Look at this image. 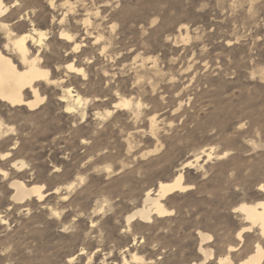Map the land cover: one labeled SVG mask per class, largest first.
Listing matches in <instances>:
<instances>
[{
	"label": "rangeland",
	"instance_id": "rangeland-1",
	"mask_svg": "<svg viewBox=\"0 0 264 264\" xmlns=\"http://www.w3.org/2000/svg\"><path fill=\"white\" fill-rule=\"evenodd\" d=\"M49 1L3 0L47 30L49 81L35 108L0 101V264H188L203 259L198 231L211 235L206 264L264 249L258 227L237 238L248 223L235 211L264 199V0H68L79 53L57 40ZM67 86L81 104L61 97ZM181 168L190 188L163 199L172 213L126 225ZM14 180L47 194L17 202Z\"/></svg>",
	"mask_w": 264,
	"mask_h": 264
},
{
	"label": "bare ground",
	"instance_id": "bare-ground-1",
	"mask_svg": "<svg viewBox=\"0 0 264 264\" xmlns=\"http://www.w3.org/2000/svg\"><path fill=\"white\" fill-rule=\"evenodd\" d=\"M15 5L16 4L6 5L3 3V0H0V101L8 103L10 106L24 105L28 107V109H32L37 107L44 98L41 97L38 92L37 83L40 81H49V70L43 65V59L40 53L41 48L45 45L44 40L48 33L47 30H42L37 27L39 23L36 25L35 20L31 18L30 11H27V8L22 6L16 7ZM48 8L53 11L50 24L55 22V24L58 25L57 40L61 41L60 43H63L64 48L70 50L71 53L82 52V47L85 46L83 43L85 38H79L74 33L75 31L73 32V30H76L75 28L77 26L72 27L68 25V23L66 24L67 14L74 13L76 6H73L68 0L60 4H55L53 0H50L48 2ZM58 11H60V13H58ZM88 11L91 10L89 9ZM13 13L19 14L18 18L14 21L9 18V14ZM87 14L80 19V23L88 27L90 25V16ZM26 21L29 22L28 28H25ZM53 27H50V29ZM85 33L91 34L88 30H86ZM72 61H67L64 64L66 71L75 75H85V69H83L81 65H78V63L75 64ZM72 89L73 88L69 86L62 89L63 94L61 97L64 98V100H68L67 102L72 101L73 104H81V100L83 99L75 94L76 92L74 93ZM26 90L30 92L32 98L26 99L24 97V92ZM64 100L61 99L62 102H64ZM117 104L118 106L129 107L131 101L123 98L118 101ZM72 110H74V106L72 104H66L65 112H70ZM107 112L110 113V111ZM153 119H150L151 124ZM8 155L9 152L2 154V156ZM210 156L211 153L208 152L207 157L209 158ZM21 165L23 166V162H21ZM189 165H191V161H187L182 168ZM182 168L171 180L166 182L160 181L155 189H149L145 192L140 206L135 207L126 215V225H129L131 221L136 219L142 222H150L154 216L164 217L172 213V210L167 209L162 201L174 192H182L190 188V185L183 183ZM106 169H109V167H106ZM10 186L14 189L12 199L21 203L29 197L42 200L47 194L43 192V184L26 186L22 181L14 180L11 181ZM69 187L70 185H68V188ZM258 190L264 194V185H259ZM235 211L239 212L243 216L244 222L248 223L237 232V238L240 241L242 240V234L246 231H250L252 227H258L260 233L264 235V199L253 203L242 202L235 207ZM197 233L200 239L198 251L203 255V259L188 264H206L207 259L212 256L210 248L207 249L203 246V243L211 239V235L202 231H198ZM229 249H234V247L230 246ZM132 257L135 260L141 259L136 254H133ZM263 257L264 249L260 245V242L255 241L253 253L238 264H261ZM230 263L231 260L228 256L219 257L217 260V264Z\"/></svg>",
	"mask_w": 264,
	"mask_h": 264
}]
</instances>
